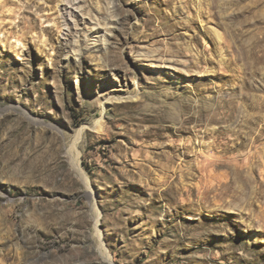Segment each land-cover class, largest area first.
I'll use <instances>...</instances> for the list:
<instances>
[{"label":"rangeland","instance_id":"rangeland-1","mask_svg":"<svg viewBox=\"0 0 264 264\" xmlns=\"http://www.w3.org/2000/svg\"><path fill=\"white\" fill-rule=\"evenodd\" d=\"M0 264H264V0H0Z\"/></svg>","mask_w":264,"mask_h":264},{"label":"bare ground","instance_id":"bare-ground-1","mask_svg":"<svg viewBox=\"0 0 264 264\" xmlns=\"http://www.w3.org/2000/svg\"><path fill=\"white\" fill-rule=\"evenodd\" d=\"M182 128V127H181ZM216 163V164H215ZM210 165V164H209ZM213 165H216V166H221V164L220 163H217V162H214V164ZM208 167V165H205L204 167H202L203 168V170H205L206 168ZM217 169V168H216ZM200 193V192H199ZM204 195H203V198H205L207 195H209V192L208 191H205L204 190Z\"/></svg>","mask_w":264,"mask_h":264}]
</instances>
